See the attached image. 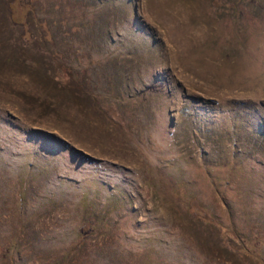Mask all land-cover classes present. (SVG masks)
<instances>
[{
	"label": "rangeland",
	"instance_id": "rangeland-1",
	"mask_svg": "<svg viewBox=\"0 0 264 264\" xmlns=\"http://www.w3.org/2000/svg\"><path fill=\"white\" fill-rule=\"evenodd\" d=\"M9 1L0 264H264V0Z\"/></svg>",
	"mask_w": 264,
	"mask_h": 264
},
{
	"label": "trees",
	"instance_id": "trees-1",
	"mask_svg": "<svg viewBox=\"0 0 264 264\" xmlns=\"http://www.w3.org/2000/svg\"><path fill=\"white\" fill-rule=\"evenodd\" d=\"M240 0H230L232 4L238 3ZM9 12H10V21L12 23H20L22 22V18H24V14L22 13L23 4L20 3L19 0H10L8 2ZM29 7V6H28ZM190 209L193 211V214L202 222L205 223H214V217L208 213L202 206L197 205L195 201L190 202ZM94 224V220L90 218L89 221L83 223V229H89Z\"/></svg>",
	"mask_w": 264,
	"mask_h": 264
}]
</instances>
